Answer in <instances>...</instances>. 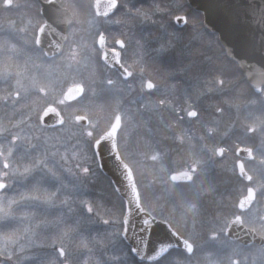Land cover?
<instances>
[{"label":"snow or ice","instance_id":"6c2138e0","mask_svg":"<svg viewBox=\"0 0 264 264\" xmlns=\"http://www.w3.org/2000/svg\"><path fill=\"white\" fill-rule=\"evenodd\" d=\"M190 7L185 0L154 3L151 10L122 0H90L87 5L44 0L40 6L0 0L6 13L35 10L22 16L19 25L16 20L0 23V82L9 86L0 92V264H81L80 250L91 254L99 246L107 251L130 239L135 246H121L119 255L93 264H264V0L230 11L233 23L258 27L259 44L252 39L226 49L228 64L211 69L206 90L185 89L182 103L180 98L174 103L164 85L145 80L148 41L143 36L105 30L118 25L131 32L136 21H151L170 37L153 49L162 56L175 47L179 33L163 18L152 17L168 16L185 27L191 21L207 31L203 17L216 6L205 7V13ZM131 43L137 53L126 63L122 53ZM101 65L107 75L97 80ZM136 79L142 92L159 96L136 112L155 113L159 127L155 132L148 128V136L133 146L125 130L137 125L131 111L122 110L121 97L134 90L130 81ZM245 84L252 98H243ZM100 92L113 101L110 116L93 104ZM211 93L222 99L209 103L212 118L203 120L199 101ZM164 110L175 119L165 120ZM185 119L200 123L202 134L180 128ZM154 135L160 139L154 141ZM166 140L184 151L177 150L173 158L172 150L162 147ZM251 141H258L256 149L246 146ZM102 145L117 176L109 180L118 198L112 209L81 198L85 181L106 175L98 159ZM229 155L235 159L222 168L229 187L220 193L207 170ZM49 182L54 190L45 187ZM157 185L163 197L154 195ZM76 203L89 217L118 227L107 239L85 236L81 218L74 215ZM41 207L67 212L38 219ZM117 208L118 218H105ZM134 219L140 221L139 232ZM41 228L51 229L47 244L38 242ZM205 230L207 240L202 239Z\"/></svg>","mask_w":264,"mask_h":264},{"label":"flooded vegetation","instance_id":"af4514ba","mask_svg":"<svg viewBox=\"0 0 264 264\" xmlns=\"http://www.w3.org/2000/svg\"><path fill=\"white\" fill-rule=\"evenodd\" d=\"M163 0H155V2H159L162 4ZM17 2L21 4H32L35 3L37 6L42 5L44 0H17ZM77 3H80L79 1H76ZM187 3V1L185 0ZM87 9L85 8V11ZM194 10L190 7L189 11ZM35 10L34 9H25L21 8L19 10L12 9L8 11L7 13L0 8V23H4L7 20H16L19 25V21L22 16L25 15H34ZM47 19V17L45 16ZM167 23L171 24V18L166 19ZM174 24V22L172 21ZM191 24V21H190ZM173 26V25H172ZM183 28V29H182ZM184 30V26L179 27H172V31H176L179 33V35H182V32L179 30ZM202 30V39L200 40H194L192 37V34H190L189 38L182 37L181 40H179L178 44L175 45L176 50H168L166 53H164L162 56H158L156 52L153 51V49L157 48L159 45L152 43L151 45L147 44V47L145 49V59L147 62V71H146V77L152 78L154 82L164 85L169 90V98L173 100V102H176V98H180V102H183V94L185 89H188L192 91L193 89H200V90H206L207 87L210 85L207 83V81H210L213 77V72L211 69H213L216 66H219L221 64H228V60L225 54V51L220 46L218 40L216 39V47L219 50L220 56H212L211 55V49L213 47V44L211 43L210 37L212 36L211 33L207 32L204 28H202L199 24H196L193 26L191 33L193 30ZM138 32V31H137ZM136 34V33H135ZM213 37V36H212ZM90 39V38H89ZM108 47L111 49L112 43L111 38H109L108 41ZM129 48L127 51H124L122 53L123 60L126 63L132 62L133 59L136 57L135 48ZM212 56V57H211ZM213 57H216V60H212ZM219 58V59H218ZM191 67L193 71H184L183 69ZM101 68L103 69V66L101 65ZM85 71V74L87 73V70ZM107 75V70L103 69L97 76L96 79L100 80L103 79ZM116 73H112V78L116 77ZM240 75V74H239ZM198 76V79H194V77ZM242 77V76H241ZM130 83L133 84L134 90L131 92H128L125 90V93L123 94L122 98V108L127 107V104L131 106V109H136L137 102L139 103V108L142 107L144 103L147 101H154L159 98L158 94H152L149 95L146 92H142L140 88V80L136 79L133 81H130ZM172 85H175V88L172 89ZM9 87L2 82H0V92L3 91L4 88ZM226 88H232V85H226ZM10 90V88H9ZM137 90L140 93V97L137 100L136 93ZM243 90H247L248 92H252L250 87H246ZM99 92V89H98ZM230 95H235V92H230ZM104 95L102 92L98 95L97 98L94 99L93 104L95 106L99 105L100 97ZM143 97V99H141ZM135 100V103L133 101ZM222 98L216 94H205L200 101H199V109L202 111V119L203 120H209L212 118V110L208 107L209 103L212 101H220ZM0 114H2V111H0ZM162 115L165 120H174L175 117L173 114L168 112L167 110H164L162 112ZM146 122V123H145ZM159 127L157 116L155 113L150 111H143L141 113L140 117V135L137 138L136 133H131V136L129 137L130 143L135 146L138 141L142 140L143 138H146L148 136L147 129L152 128L155 132V130ZM180 128L182 129H190L191 132L194 135H200L203 132V128L201 127L200 123L196 121H189L185 119L181 124ZM135 133V134H134ZM67 135V134H66ZM167 135H171V133H168ZM153 140H159L160 137L158 135H154ZM212 143H215V141H212ZM246 146H251L254 149L258 147V141H251ZM162 147L171 149L170 155L175 157L176 151L183 152L184 148H182L178 143H174L171 140H166L163 142ZM235 159L234 156L229 155V157L224 160L223 162L219 161L217 159L216 163L213 164L209 169L207 170V176L209 180H215L217 187L219 188L220 193H225L229 185L226 183L228 177L226 174L222 171V168L224 167H230L232 160ZM93 169L95 170V165H93ZM97 178V177H96ZM111 180V178L109 179ZM90 192H88V197L97 198L99 197L100 191L105 192V194H108L111 196V199L106 200L103 204L105 207H108V209H111L110 207L113 206L117 201V196L113 192L111 185L109 182L105 185H98L95 182V179H92V182L90 184ZM104 187V188H103ZM185 193L190 195L189 191L187 189H184ZM154 195L156 197H163L164 193L160 190L158 186L154 189ZM116 197L117 199H114ZM208 199H211V197H208ZM161 203H163V200H160ZM99 203V202H98ZM95 204V202H94ZM85 225L82 222V231L84 234H88V237L91 238V235L93 236L94 232H88L84 231ZM94 231L97 233V235H101L100 228L97 229L94 228ZM204 236L207 237V231L205 230ZM106 239V238H105ZM124 244L126 250L127 246L129 245L126 241H122ZM113 247H109L107 251H112ZM94 250H101L99 246L97 248L95 247ZM82 257V250L78 253V258Z\"/></svg>","mask_w":264,"mask_h":264},{"label":"rangeland","instance_id":"374dc122","mask_svg":"<svg viewBox=\"0 0 264 264\" xmlns=\"http://www.w3.org/2000/svg\"><path fill=\"white\" fill-rule=\"evenodd\" d=\"M76 1L81 2V4H83V5H87L88 3H90V0H75V2ZM122 2L123 3H129V4L134 3V4H136L137 7L143 6V8L146 10H151V6L154 3H159V2H155V0H122ZM172 2H173V0H163L162 4H171ZM82 11H85V9H82ZM162 18L167 22L166 19H169L170 17H168V16L160 17L159 15L152 17L153 20H160ZM172 21L173 20H171V24L174 26L175 22L173 21L174 22V24H173ZM176 26L179 27L178 25H175V27ZM181 27H183V26H181ZM181 27H179V28H181ZM184 28H185L184 30H182L183 28L181 30H179L182 32V35H183V36L179 35V37H180L179 40H181L182 37L189 38L190 34H192V37L194 40H200L203 38L202 37V34H203L202 30L196 29V30H193V32L191 33L192 28H193L192 23L188 27L184 26ZM105 30L111 31L112 33H119L121 31H124L125 33H127L129 35H131V33L134 32V33H136L137 38H139L140 36H143L148 41V45H151L152 43L159 45L160 42L170 38V37L166 36L164 32L161 31L159 25L153 24L151 21H139V20L136 21L135 24L131 28V32H129V30L127 28H123V27L118 26V25L105 26ZM170 30H172V28ZM210 39H211V43L213 44V47L211 49V55L212 56H220V52H219V50L217 51L218 48L216 47L217 46L216 45V36L213 35V37L211 36ZM178 43L179 42H176L175 45H177ZM130 45H131L130 48L134 47L135 52L137 53V49H136L135 44L131 43ZM169 50L170 51L176 50V48L173 47ZM212 60H216V57H213ZM236 83H238V81H233V85ZM233 85H232V87H233ZM246 87H248L247 84H245L244 88L246 89ZM139 91L137 90V93H136L137 100L140 97ZM243 93H244V96H243L244 99L252 98V92H248L247 90H243ZM132 101H133V99H132ZM138 108H139L138 102H137L136 109H131V106L129 104H127L126 108L125 107L122 108V110H124V111H131V113L135 117L134 123H135V125H137V126H134L133 124L128 125L127 129L125 130V135H127L128 137L131 136V133L135 132L137 138H139L138 136L140 135V117H141V114H139V115L137 114L136 110ZM111 114H112V111H109V113L104 112V115H107V116H110ZM92 179H95V182L98 185L107 184V181L104 180L103 177H101V174H98L97 178L96 177L90 178L89 180L85 181V195H83L81 198L89 199V200L93 201V203L94 202L95 203H98V202L104 203L106 200H108L107 197H110V199H111L112 197L109 196L108 194H105V192H102L103 195L105 196L103 198L88 197V192H90L89 190L91 188L90 184L92 182ZM157 186L159 187V185H157ZM45 187H49V188H52L54 190L55 185L53 183L49 182V183L45 184ZM114 199H117V198L114 197ZM74 208L76 210L74 215L80 217L81 223L83 222L85 227H86V228H84V231L95 233L93 236L91 235V237L97 236V233L94 231V228L97 229L99 227L100 232H103V233H101L100 237L107 239V234L113 232L114 229L118 227V225H114V224L106 225V224L102 223L100 221V219L95 217V216L89 217L83 211V209L81 208L79 203H76L74 205ZM106 208H108V207H106ZM110 208L112 209L113 206H111ZM36 211L38 214V219H45L46 218V219L51 220L55 216L59 215L60 211H64L66 213L67 209H58V208L46 209L44 207H41V208L36 209ZM118 216H119V212H118V208H117V210L111 216H106L105 218L106 219H116V218H118ZM39 232H40V235L38 236V242L44 243V244L49 243V241L46 240L45 237H48L51 235V229L46 230L44 228H41L39 230ZM84 235L88 236V234H84ZM202 239L207 240V237L203 236ZM121 246H123L125 248L124 244L122 242H119L117 244V246L112 249V251L108 252V251H102V250H94L91 254H89L87 251L82 250V257H79L78 259L81 261V264H83V261L86 259L89 260V264H93L95 259L107 260L110 255H119ZM96 248H97V246H96ZM44 250L49 251V249H44ZM125 250H126V248H125ZM209 250H213L212 246H210Z\"/></svg>","mask_w":264,"mask_h":264},{"label":"water","instance_id":"95a60500","mask_svg":"<svg viewBox=\"0 0 264 264\" xmlns=\"http://www.w3.org/2000/svg\"><path fill=\"white\" fill-rule=\"evenodd\" d=\"M189 5L202 13H205V7L209 5H215L213 11L206 13L204 16V22L207 25V29L210 32H215L219 35V39L225 49H238L242 41L251 42L252 39L259 44L260 33L258 27L252 25L249 27L245 24L233 23L230 11L240 9L242 6L253 4L260 6V0H187ZM43 4V3H42ZM48 18V16H46ZM51 23V20L49 21ZM178 26H183L180 24ZM55 27V25H53ZM255 61H249L254 63ZM51 116L46 118V122L51 123ZM105 164L104 171L111 176L112 180H117V176L113 175L109 166V155L106 151V145L101 146L100 156L98 157ZM132 223L137 227L139 232L140 221L134 219ZM132 233L129 231V236ZM156 238V233H153V239ZM245 241L248 239L244 238ZM130 245L135 246V240L130 239L127 241Z\"/></svg>","mask_w":264,"mask_h":264},{"label":"trees","instance_id":"16d2710c","mask_svg":"<svg viewBox=\"0 0 264 264\" xmlns=\"http://www.w3.org/2000/svg\"><path fill=\"white\" fill-rule=\"evenodd\" d=\"M99 99H100L99 106L103 107V110L105 113H109V111L113 110L114 104H113V101L111 100V98H109L106 95H102ZM121 100H122V98H121ZM101 177H103L102 174H101ZM104 180L109 182L107 178H104ZM103 197H105V196L103 195L102 191H100L99 198H103ZM107 199H110V197H107Z\"/></svg>","mask_w":264,"mask_h":264}]
</instances>
